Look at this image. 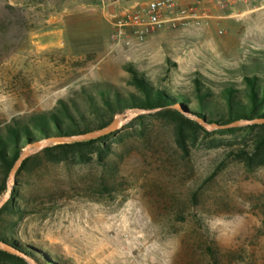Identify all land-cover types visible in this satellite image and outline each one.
I'll use <instances>...</instances> for the list:
<instances>
[{
  "label": "rangeland",
  "instance_id": "1",
  "mask_svg": "<svg viewBox=\"0 0 264 264\" xmlns=\"http://www.w3.org/2000/svg\"><path fill=\"white\" fill-rule=\"evenodd\" d=\"M125 3L0 0V129L59 101L83 106L109 86L137 94L131 69L174 96L188 97L197 76L221 104L222 92L241 91L244 77L264 83L260 0L224 10L183 0L181 10L198 8L207 18L155 31L144 43L129 30L114 38L110 16ZM181 28L203 33L184 37ZM176 109L189 112L185 104ZM218 131L184 157L172 124L146 118L121 145L108 140L114 152L106 167L44 163L16 175L15 210L0 217L1 235L64 264H264V167L248 171L229 156L249 148L254 132ZM204 240L214 257H201Z\"/></svg>",
  "mask_w": 264,
  "mask_h": 264
},
{
  "label": "trees",
  "instance_id": "2",
  "mask_svg": "<svg viewBox=\"0 0 264 264\" xmlns=\"http://www.w3.org/2000/svg\"><path fill=\"white\" fill-rule=\"evenodd\" d=\"M130 85L137 94L124 95L113 86L99 89L96 95L89 94L83 106L72 102L59 101L48 113L33 114L27 118L16 117L0 129V195L6 190V180L14 163L25 150L34 149L48 140L84 135L107 127L116 116L131 110L156 111L147 116L141 115L121 130L108 136L85 142L53 144L29 155L16 175L32 173L44 163L88 166L97 163L107 166L108 158L113 154V144L109 139L117 137L116 145H121L125 132L140 124L146 118L169 121L172 124L176 147L184 157L203 139L210 135L202 125L215 126L218 132H233L235 129L253 131L250 147H242L229 153L234 160L243 164L246 170L264 167V83L257 77H244L243 89L237 91L226 88L221 97L223 104L214 100L209 90L203 87L196 76L193 91L189 96H174L162 86L152 85L134 70H129ZM185 104L196 120L185 118L177 106ZM248 122L240 128L224 127L236 123ZM259 122V123H258ZM202 123V124H201ZM215 175V173H213ZM212 176V175H211ZM0 209V217L14 212L13 199ZM7 232H10L7 230ZM0 241L16 248L23 255L38 264H64L49 250L30 245H19L1 235ZM201 257H214L213 243L204 240L199 245ZM0 261L11 264H26L22 259L0 250Z\"/></svg>",
  "mask_w": 264,
  "mask_h": 264
},
{
  "label": "built area",
  "instance_id": "3",
  "mask_svg": "<svg viewBox=\"0 0 264 264\" xmlns=\"http://www.w3.org/2000/svg\"><path fill=\"white\" fill-rule=\"evenodd\" d=\"M107 4L111 0H101ZM183 0H126L120 15L110 16V23L115 29L114 38L124 35L126 30L133 33L138 43H144L152 33L166 27L178 25H200L207 18L198 8L181 10ZM264 8V0H260ZM248 0H209L219 10L237 4H246ZM112 4H116L114 1Z\"/></svg>",
  "mask_w": 264,
  "mask_h": 264
},
{
  "label": "water",
  "instance_id": "4",
  "mask_svg": "<svg viewBox=\"0 0 264 264\" xmlns=\"http://www.w3.org/2000/svg\"><path fill=\"white\" fill-rule=\"evenodd\" d=\"M156 111H141V110H131L127 111L124 114L118 115L114 118V120L105 128L93 131L84 135H77V136H72V137H65V138H60V139H54V140H48L44 142L41 145H36L34 149L30 150H25L23 153L20 155V157L17 159V161L14 163L13 167L11 168L7 182H6V193L0 198V209L8 202L10 198V194L12 191L13 186L15 185V179H16V174L18 170L20 169L22 162L31 154L35 153L36 151H39L40 149L53 145V144H60V143H65V144H70V143H77V142H85V141H91L95 139H99L105 136H108L110 134H113L122 128H124L128 123L131 122L132 118L135 116H141V115H147L151 113H155ZM185 118L191 119L188 117L190 112L187 113H182L180 112ZM191 114V113H190ZM259 123V122H258ZM260 123L264 124V121H261ZM202 124V123H201ZM248 122H236L233 124H230L223 129H228V128H237L241 126L247 125ZM207 131H212L214 129H217L215 126H207L202 124ZM0 250L6 252L9 255L15 256L17 258L22 259L26 264H38L31 258L22 255L16 251H14L10 246L7 244L3 243L0 241Z\"/></svg>",
  "mask_w": 264,
  "mask_h": 264
},
{
  "label": "crops",
  "instance_id": "5",
  "mask_svg": "<svg viewBox=\"0 0 264 264\" xmlns=\"http://www.w3.org/2000/svg\"><path fill=\"white\" fill-rule=\"evenodd\" d=\"M178 31H182L183 32V34H180L181 36H184V37H186V36H189V37H193V36H199V35H202V31L201 30H199V31H191V30H189V29H187V28H181V29H179ZM177 34L178 33H176V31L175 32H171L170 34H168V35H165L163 38L164 39H168V41L170 40H172L174 37H176L177 36ZM158 37V36H157ZM157 39V38H156ZM170 46H172V42H170Z\"/></svg>",
  "mask_w": 264,
  "mask_h": 264
}]
</instances>
